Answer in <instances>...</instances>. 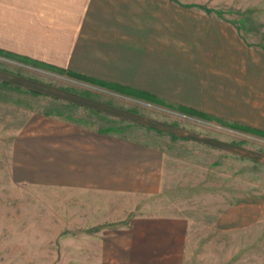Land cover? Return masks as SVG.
<instances>
[{"label": "rangeland", "instance_id": "1", "mask_svg": "<svg viewBox=\"0 0 264 264\" xmlns=\"http://www.w3.org/2000/svg\"><path fill=\"white\" fill-rule=\"evenodd\" d=\"M109 1L157 51L161 70L145 81L164 103L0 55V264H75L82 232L137 214L186 220L183 264H264V136L229 125L264 131V0ZM133 80L142 81L139 72ZM32 111L120 126L159 145L161 190L134 196L14 182L11 139Z\"/></svg>", "mask_w": 264, "mask_h": 264}, {"label": "crops", "instance_id": "2", "mask_svg": "<svg viewBox=\"0 0 264 264\" xmlns=\"http://www.w3.org/2000/svg\"><path fill=\"white\" fill-rule=\"evenodd\" d=\"M130 22L109 0H0V49L162 100L145 81L161 70L158 53H149ZM137 72L142 81L133 80ZM108 128L32 111L11 139V179L80 192L159 193L163 149ZM186 229L182 216L133 215L122 226L82 232L75 264H183Z\"/></svg>", "mask_w": 264, "mask_h": 264}, {"label": "trees", "instance_id": "3", "mask_svg": "<svg viewBox=\"0 0 264 264\" xmlns=\"http://www.w3.org/2000/svg\"><path fill=\"white\" fill-rule=\"evenodd\" d=\"M0 55L7 56V57L12 58V59H17L20 62L29 63V64H31V65H33L35 67H44V68H47V69L57 70L59 72H66V73H68V74H70V75H72L74 77L79 78V79L86 80V81L92 82L94 84L107 87L109 89H115L116 91H120V92H123V93L131 94V95H134V96L146 99V100H151V101H154V102H157V103H164L163 100L159 99L158 97H156V96H154V95H152L150 93H147V92H144V91H140L138 89H134V88H131V87H125V86H122V85H117L115 83H110V82L102 81V80H99V79L91 78V77L84 76V75H81L79 73H75V72H72V71H66L64 69L53 67L51 65H45L43 63L28 59V58H26L24 56H21V55L15 54V53H11V52H8V51H4L2 49H0ZM179 109L181 111H183V112H187V113H190V114L197 115L198 117H204V118H208V119H216V120H219V121L222 120V119H219L218 117H214L213 115H211L209 113L197 110V109H195L193 107H188V106H185V105H179ZM229 125H231L233 127H237L239 129H242V130H245V131H249V132L264 136V131L261 130V129H258V128H254V127H251V126H245V125H241V124H238V123H230ZM108 129H115V130H119L120 131L122 128L120 126H110Z\"/></svg>", "mask_w": 264, "mask_h": 264}]
</instances>
